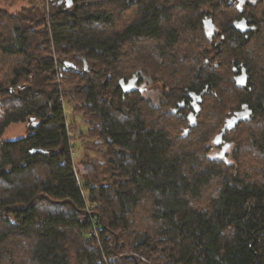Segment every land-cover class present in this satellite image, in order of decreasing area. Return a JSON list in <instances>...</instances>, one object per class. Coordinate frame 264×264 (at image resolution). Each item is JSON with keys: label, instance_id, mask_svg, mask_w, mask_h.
I'll return each instance as SVG.
<instances>
[{"label": "trees", "instance_id": "trees-1", "mask_svg": "<svg viewBox=\"0 0 264 264\" xmlns=\"http://www.w3.org/2000/svg\"><path fill=\"white\" fill-rule=\"evenodd\" d=\"M0 264H264V0L0 8Z\"/></svg>", "mask_w": 264, "mask_h": 264}, {"label": "rangeland", "instance_id": "rangeland-1", "mask_svg": "<svg viewBox=\"0 0 264 264\" xmlns=\"http://www.w3.org/2000/svg\"><path fill=\"white\" fill-rule=\"evenodd\" d=\"M22 3V0H0V8H6L9 10H14L17 9L19 7V5ZM78 123L81 122V119H77ZM33 122H29V121H24V122H17V123H12L10 124L3 132L2 134V139L4 140H13L16 138H20L23 137L25 135H27L30 131V128L33 126ZM80 126L78 124H74L72 125V127H69V132L71 134H75L78 133L80 128ZM189 132V131H188ZM188 135V134H187ZM84 144H86V142H82L81 140H75L74 141V159L75 161H80V158H84V156L86 154H89L88 156H94L97 155L98 153H96V151L93 150H89L88 153H85L84 151ZM227 153V149H219V148H215L213 150V154L216 157H223V158H228L229 156L225 157V154Z\"/></svg>", "mask_w": 264, "mask_h": 264}, {"label": "flooded vegetation", "instance_id": "flooded-vegetation-1", "mask_svg": "<svg viewBox=\"0 0 264 264\" xmlns=\"http://www.w3.org/2000/svg\"><path fill=\"white\" fill-rule=\"evenodd\" d=\"M246 20V24L244 25V30L240 32H245L246 30L249 29V19H245ZM238 23V22H237ZM237 23L235 25H237ZM233 71L235 72V80L237 82V85L239 86H245L246 84V69L244 68V66L242 64H238L237 67H233ZM194 104L196 105L198 100L197 96H194ZM196 101V102H195Z\"/></svg>", "mask_w": 264, "mask_h": 264}, {"label": "water", "instance_id": "water-1", "mask_svg": "<svg viewBox=\"0 0 264 264\" xmlns=\"http://www.w3.org/2000/svg\"><path fill=\"white\" fill-rule=\"evenodd\" d=\"M245 24H246V20H245V18H242L241 20L238 21V23H237V25L235 27H236L237 30L243 31ZM123 81H124L123 79H120L121 86H122L123 89H125V84H124ZM233 119H234V117H233ZM189 130H190L189 128L185 129L183 131V136H187Z\"/></svg>", "mask_w": 264, "mask_h": 264}, {"label": "built area", "instance_id": "built-area-1", "mask_svg": "<svg viewBox=\"0 0 264 264\" xmlns=\"http://www.w3.org/2000/svg\"><path fill=\"white\" fill-rule=\"evenodd\" d=\"M93 233V232H92Z\"/></svg>", "mask_w": 264, "mask_h": 264}]
</instances>
